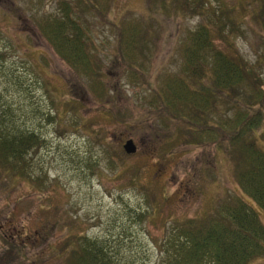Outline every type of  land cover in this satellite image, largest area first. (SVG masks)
<instances>
[{"label":"rangeland","instance_id":"rangeland-1","mask_svg":"<svg viewBox=\"0 0 264 264\" xmlns=\"http://www.w3.org/2000/svg\"><path fill=\"white\" fill-rule=\"evenodd\" d=\"M225 1L243 5L234 41L257 62L264 54V17L257 14L264 0ZM61 2L103 61L108 89L101 96L94 79L62 61L39 31L36 22L61 14ZM106 3L100 17L86 0H0V111L11 110L18 126L40 138L30 172L0 182V264H72L74 250L88 241L105 246L97 253L108 264H161L172 223L199 219L233 197L250 201L230 154L184 142L171 155L165 151L176 141L166 137L163 106L152 100L165 93L168 74H181L187 34L203 21L193 13L194 0L173 14L158 0ZM132 20L148 22L154 38L147 54L133 49L125 60L120 29ZM217 108V120L226 119V106ZM128 139L138 146L135 155L123 149ZM250 202L264 224V211ZM253 264H264V256Z\"/></svg>","mask_w":264,"mask_h":264},{"label":"trees","instance_id":"trees-1","mask_svg":"<svg viewBox=\"0 0 264 264\" xmlns=\"http://www.w3.org/2000/svg\"><path fill=\"white\" fill-rule=\"evenodd\" d=\"M106 1L88 0L87 7L104 17ZM188 1L175 0V9H180L179 4L187 9ZM212 1L194 0L193 13L203 21L187 35L181 74H168L164 78L165 93H158L152 102L163 106L162 119L170 132L166 137L176 141L168 144L165 151L169 155L180 142L230 154L239 168L237 178L243 194L264 210V54L255 63L241 54L234 41L236 33L242 31L238 8L228 6L225 0H215L222 2L216 8ZM158 2L168 11L166 0ZM61 4V16L37 21L39 31L64 62L94 79L93 91L101 96L108 89L102 81L103 61L71 6ZM257 11L264 17L261 7ZM129 22L120 29L118 47L125 60L132 55L141 33L138 22ZM71 97H77L74 91ZM219 103L226 106V119L217 120ZM38 141L35 132L17 125L11 110L0 111L1 183L30 172V155ZM250 201L233 197L215 214L174 222L160 247L164 257L161 264H253V260L264 256V224ZM104 248L88 241L85 248L74 250L72 264H108L106 257L97 253ZM107 254L110 256V251Z\"/></svg>","mask_w":264,"mask_h":264},{"label":"water","instance_id":"water-1","mask_svg":"<svg viewBox=\"0 0 264 264\" xmlns=\"http://www.w3.org/2000/svg\"><path fill=\"white\" fill-rule=\"evenodd\" d=\"M125 149L128 153H135L137 150L132 140L127 142V144L125 145Z\"/></svg>","mask_w":264,"mask_h":264}]
</instances>
